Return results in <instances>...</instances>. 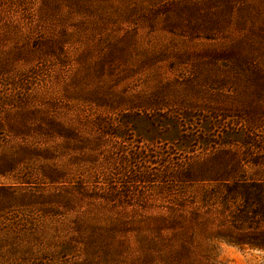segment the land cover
<instances>
[{
    "label": "rangeland",
    "instance_id": "1",
    "mask_svg": "<svg viewBox=\"0 0 264 264\" xmlns=\"http://www.w3.org/2000/svg\"><path fill=\"white\" fill-rule=\"evenodd\" d=\"M0 264H264V0H0Z\"/></svg>",
    "mask_w": 264,
    "mask_h": 264
},
{
    "label": "trees",
    "instance_id": "2",
    "mask_svg": "<svg viewBox=\"0 0 264 264\" xmlns=\"http://www.w3.org/2000/svg\"><path fill=\"white\" fill-rule=\"evenodd\" d=\"M229 242L232 243L233 245H237V246H242V245L250 246L251 245L249 243L242 242L241 240H238L237 238H233V240H231Z\"/></svg>",
    "mask_w": 264,
    "mask_h": 264
}]
</instances>
